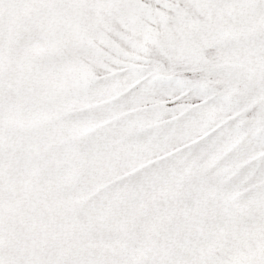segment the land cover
<instances>
[{"label": "snow or ice", "instance_id": "obj_1", "mask_svg": "<svg viewBox=\"0 0 264 264\" xmlns=\"http://www.w3.org/2000/svg\"><path fill=\"white\" fill-rule=\"evenodd\" d=\"M0 264H264V0H0Z\"/></svg>", "mask_w": 264, "mask_h": 264}]
</instances>
